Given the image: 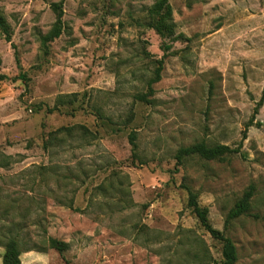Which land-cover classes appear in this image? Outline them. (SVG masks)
Instances as JSON below:
<instances>
[{"label": "rangeland", "instance_id": "obj_1", "mask_svg": "<svg viewBox=\"0 0 264 264\" xmlns=\"http://www.w3.org/2000/svg\"><path fill=\"white\" fill-rule=\"evenodd\" d=\"M58 2L0 0V264L10 237L22 264H222L187 189L237 264H264V106L248 128L264 91V0H169L166 40L150 27L156 0H66L46 54ZM159 67L152 104L137 102ZM62 128L75 130L50 136ZM200 143L242 148L178 163ZM250 191L249 212L230 219Z\"/></svg>", "mask_w": 264, "mask_h": 264}, {"label": "trees", "instance_id": "obj_2", "mask_svg": "<svg viewBox=\"0 0 264 264\" xmlns=\"http://www.w3.org/2000/svg\"><path fill=\"white\" fill-rule=\"evenodd\" d=\"M66 0H60L58 3L51 4V9L56 15V22L51 28V30L46 34L40 37L41 46L46 52L48 53V48L51 43L55 40L59 39L63 32V17H64V4ZM172 9L169 4V0H156L154 6L150 10V17L152 20V24L150 27L156 32V34L161 37L162 39L166 40L168 38H172L174 36V25L172 23ZM0 28L2 31L7 35L8 41L10 36L8 34V25L4 21L3 18L0 17ZM171 50L170 45H164L163 51L164 53H168ZM162 64V62H160ZM161 72L162 67H159L156 71L155 79L151 80L148 84V93L146 95H141L136 97V101L142 104H152L153 101H150V97L154 94L153 86L158 84L161 81ZM23 79H26L25 76H22ZM264 106V91L262 93V98L258 103L252 120L250 121L248 128L255 125L257 128H261L263 125L261 123L255 124V118L258 116L260 109ZM50 113L53 110H49ZM109 120V119H108ZM106 119V121H108ZM131 119H128L127 122L129 123ZM111 124V123H110ZM111 126V125H109ZM74 128H62L58 131L51 133L50 136L54 137L60 133H65L67 136H72L74 133ZM84 134L88 133V131L84 128H81ZM246 132L244 133V137L242 142L246 139ZM130 144L132 146L134 158H137L136 152L138 150L137 145V135L136 133H131L130 137ZM242 148V143L239 145L237 149H232L228 146H215V147H208L205 143H200L193 145L191 147L182 148L177 154V160L180 164L182 160L185 158L199 156L206 160H215L218 158H222L227 155L232 154H240ZM189 192V201L188 207L193 210L194 214L199 219L202 227L210 233V235L223 243V250H222V257L223 263L222 264H237L238 256L237 250L229 238H226L221 232L215 230L209 223L208 220V210L202 209L199 206L197 196L190 190L187 189ZM253 197V191L248 192L245 195V198L236 206V208L230 213V219L239 218L245 214H247L251 208V199ZM48 245L52 250H55L61 254L68 251L69 245L65 242L59 241L57 239L49 237L47 239ZM5 247V255L3 257V264H22L20 257L23 253L21 249V243L17 238H7L6 243L4 244Z\"/></svg>", "mask_w": 264, "mask_h": 264}]
</instances>
